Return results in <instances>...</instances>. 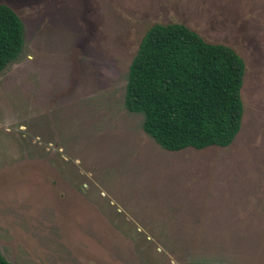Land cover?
I'll list each match as a JSON object with an SVG mask.
<instances>
[{"label":"rangeland","instance_id":"rangeland-1","mask_svg":"<svg viewBox=\"0 0 264 264\" xmlns=\"http://www.w3.org/2000/svg\"><path fill=\"white\" fill-rule=\"evenodd\" d=\"M0 253L12 264H264V0H0ZM178 22L246 70L227 147L169 151L124 107L144 32Z\"/></svg>","mask_w":264,"mask_h":264},{"label":"trees","instance_id":"trees-1","mask_svg":"<svg viewBox=\"0 0 264 264\" xmlns=\"http://www.w3.org/2000/svg\"><path fill=\"white\" fill-rule=\"evenodd\" d=\"M23 45L22 20L0 2V72ZM245 70L232 47L206 41L182 23H155L129 64L124 107L142 114L143 130L166 150L227 147L241 128ZM0 264L12 262L0 253Z\"/></svg>","mask_w":264,"mask_h":264},{"label":"flooded vegetation","instance_id":"flooded-vegetation-1","mask_svg":"<svg viewBox=\"0 0 264 264\" xmlns=\"http://www.w3.org/2000/svg\"><path fill=\"white\" fill-rule=\"evenodd\" d=\"M149 135V134H148ZM150 136V135H149ZM206 263V262H205ZM224 264H226V263H224Z\"/></svg>","mask_w":264,"mask_h":264}]
</instances>
